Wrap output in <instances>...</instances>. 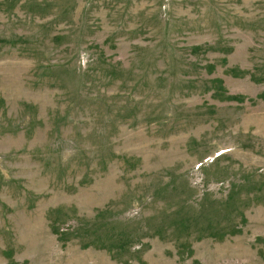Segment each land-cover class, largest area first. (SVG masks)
<instances>
[{
	"label": "rangeland",
	"instance_id": "obj_1",
	"mask_svg": "<svg viewBox=\"0 0 264 264\" xmlns=\"http://www.w3.org/2000/svg\"><path fill=\"white\" fill-rule=\"evenodd\" d=\"M0 264H264V0H0Z\"/></svg>",
	"mask_w": 264,
	"mask_h": 264
}]
</instances>
